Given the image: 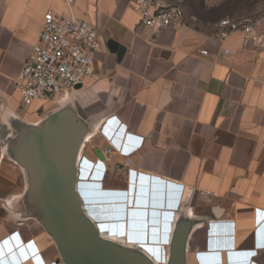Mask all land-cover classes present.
I'll list each match as a JSON object with an SVG mask.
<instances>
[{
    "label": "crops",
    "instance_id": "obj_1",
    "mask_svg": "<svg viewBox=\"0 0 264 264\" xmlns=\"http://www.w3.org/2000/svg\"><path fill=\"white\" fill-rule=\"evenodd\" d=\"M165 1L183 25L145 28L132 0H74L99 34L95 72L69 95L22 105L17 79L43 15L67 8L0 0V264H63L15 161L61 112L85 130L75 191L102 239L167 264L184 222L185 264H264V13L249 40H219L233 0Z\"/></svg>",
    "mask_w": 264,
    "mask_h": 264
},
{
    "label": "water",
    "instance_id": "obj_2",
    "mask_svg": "<svg viewBox=\"0 0 264 264\" xmlns=\"http://www.w3.org/2000/svg\"><path fill=\"white\" fill-rule=\"evenodd\" d=\"M84 131L70 113H56L18 150L15 161L29 173L27 201L36 207L34 215L55 242L63 264H153L138 252L102 239L85 215L74 176ZM188 229L184 222L176 229L167 264H185Z\"/></svg>",
    "mask_w": 264,
    "mask_h": 264
},
{
    "label": "built area",
    "instance_id": "obj_3",
    "mask_svg": "<svg viewBox=\"0 0 264 264\" xmlns=\"http://www.w3.org/2000/svg\"><path fill=\"white\" fill-rule=\"evenodd\" d=\"M65 12H46L38 42L32 47L17 79L22 105L69 95L86 78L93 76L94 62L101 49L95 26L74 12V0H64ZM132 8L145 28L160 30L185 23L183 8L165 0H132ZM261 25L254 16L220 19L216 38L225 40L241 33L249 40ZM207 55L206 51H201ZM229 55L228 50L224 51ZM110 153V151H105Z\"/></svg>",
    "mask_w": 264,
    "mask_h": 264
},
{
    "label": "rangeland",
    "instance_id": "obj_4",
    "mask_svg": "<svg viewBox=\"0 0 264 264\" xmlns=\"http://www.w3.org/2000/svg\"><path fill=\"white\" fill-rule=\"evenodd\" d=\"M220 10L233 18L248 17L257 13H264V0H233ZM209 16H217V14L210 12Z\"/></svg>",
    "mask_w": 264,
    "mask_h": 264
},
{
    "label": "snow or ice",
    "instance_id": "obj_5",
    "mask_svg": "<svg viewBox=\"0 0 264 264\" xmlns=\"http://www.w3.org/2000/svg\"><path fill=\"white\" fill-rule=\"evenodd\" d=\"M259 246V245H258ZM253 255H254V253H253Z\"/></svg>",
    "mask_w": 264,
    "mask_h": 264
}]
</instances>
